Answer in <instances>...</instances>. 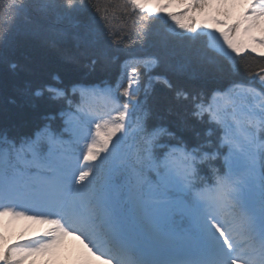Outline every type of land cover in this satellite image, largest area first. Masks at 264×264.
Here are the masks:
<instances>
[{
    "label": "snow or ice",
    "instance_id": "snow-or-ice-1",
    "mask_svg": "<svg viewBox=\"0 0 264 264\" xmlns=\"http://www.w3.org/2000/svg\"><path fill=\"white\" fill-rule=\"evenodd\" d=\"M129 2L150 14L167 13L186 30L183 42L164 36L154 54L126 64L122 90L117 83L82 92V97H102L112 107H80L79 121L65 129L67 139L47 128L21 139L0 133V216L24 215L8 206L23 203L36 213L28 219L54 225L24 244L9 245L0 233V261L21 264L28 257L51 255L64 237L72 236L83 246L78 264H264V70L254 74L259 90L233 81L226 91L215 92L211 103L199 91L174 89L163 73L154 77L178 97L190 99L193 116L207 113L220 133L218 143L211 139V128L203 139L197 134L196 142L189 143L173 131L150 126L148 112L133 99L141 69L203 78L209 66L217 73L225 63L236 67V56L244 49L232 33L242 24L245 32L264 27V0H248L251 14L230 27L211 16L214 23L207 27L219 37L196 31L201 21L195 16L227 0H186L187 16L168 11L166 3L149 7L148 0ZM84 6V0H13L9 8L13 21L28 16L30 31L53 43L71 35L95 44L99 35L92 19L81 18ZM201 35L210 38L213 52L197 46ZM260 43L264 45V36ZM55 95L64 93L56 90ZM137 111L143 114L132 121ZM133 127L134 142L128 144ZM222 147L227 148L223 164L212 168L215 179L206 183L202 166L212 167Z\"/></svg>",
    "mask_w": 264,
    "mask_h": 264
},
{
    "label": "trees",
    "instance_id": "trees-1",
    "mask_svg": "<svg viewBox=\"0 0 264 264\" xmlns=\"http://www.w3.org/2000/svg\"><path fill=\"white\" fill-rule=\"evenodd\" d=\"M11 3L13 0H0V37L7 33L6 38L0 39V133L6 132L15 139L34 137L45 128L57 135L63 133V138L67 139L65 129L79 121L80 107L87 103L98 111L110 108V104H102L99 97H82V92L114 88L117 83H121L122 90L127 85V79H121L126 64L154 54L164 36L171 35L176 43H181L183 35H186V30L180 29L167 14L155 16L145 10L134 9L129 0H84L81 18L95 22L98 42L91 44L69 35L53 43L30 31L28 16L21 15L13 21L14 13L9 8ZM101 16L106 19H100ZM170 29H174L175 34L170 33ZM196 31L201 32L199 29ZM210 44L206 35L197 39V46L211 53ZM236 61V67L225 63L219 73L209 66V75L203 78H189L163 68L141 69L139 91L133 99L148 112L150 126L173 131L189 143L196 142L197 134L203 139L211 128V139L218 143L220 133L213 127L207 113L202 118L193 116L191 100L178 97L174 89L199 91L208 103L212 102L215 92L226 91L233 81L251 84L259 90L261 84L254 74L264 70V55L244 49L236 56ZM161 73L174 85V89L154 79ZM56 90L64 95L57 97ZM37 91L41 95H36ZM123 101L121 97L120 102ZM142 114L137 111L131 120L135 121ZM134 131V127L128 129V144L134 142ZM162 139L168 142L170 138ZM220 151L222 154L212 167L208 164L202 166L200 175L206 183L215 179L212 168H220L223 164L227 148L222 147ZM8 206L12 213H24L22 216H0V233L4 234L9 245L37 239L50 229L48 224L26 218V214L34 211L23 203ZM73 240L81 245L79 240ZM0 264L4 262L0 261ZM21 264H35V261L28 257Z\"/></svg>",
    "mask_w": 264,
    "mask_h": 264
},
{
    "label": "rangeland",
    "instance_id": "rangeland-1",
    "mask_svg": "<svg viewBox=\"0 0 264 264\" xmlns=\"http://www.w3.org/2000/svg\"><path fill=\"white\" fill-rule=\"evenodd\" d=\"M164 3L170 5V7L168 8V11L170 12L177 14L183 13L185 16L191 14L186 8V0H148L149 7H156L158 4ZM145 11L148 12L147 9H145ZM224 13H227V15L225 16ZM166 14L167 13H153L152 15L164 16ZM250 14L251 12L248 8V0H227L226 4L222 6H214L204 14H197L195 18L201 21V27L199 28L201 32L206 33L209 31H213L215 35L219 37L218 31L214 29H209L207 27L208 24L214 23V21L210 19L211 16L215 15L217 16V19L225 20L228 26L230 27L231 25L236 24L237 21L243 20L244 16ZM246 27V24L240 25L239 31H233V37L243 47V49L252 51V48L254 47L256 49L254 53H264V45L260 43L261 36H264V27H256L248 32H245L244 29ZM207 38L212 43L208 36ZM220 39L222 40V38ZM98 99L102 103H107L102 97H99ZM117 135H120V133H117ZM35 214L36 213L26 214L25 217L28 218ZM48 226L50 228L54 227V225L51 224H48ZM82 251V245H79L78 243L74 242L72 236H66L62 239V243L58 246V248L54 251L53 254L37 255L32 258L34 259L35 264H78V259Z\"/></svg>",
    "mask_w": 264,
    "mask_h": 264
}]
</instances>
